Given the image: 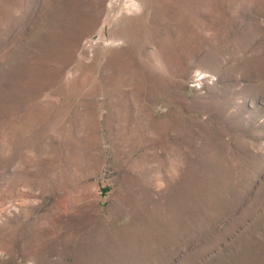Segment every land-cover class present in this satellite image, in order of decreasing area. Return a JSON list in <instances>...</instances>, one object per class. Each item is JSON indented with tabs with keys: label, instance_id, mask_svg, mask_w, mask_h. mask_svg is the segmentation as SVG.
Here are the masks:
<instances>
[{
	"label": "rangeland",
	"instance_id": "1",
	"mask_svg": "<svg viewBox=\"0 0 264 264\" xmlns=\"http://www.w3.org/2000/svg\"><path fill=\"white\" fill-rule=\"evenodd\" d=\"M0 264H264V0H0Z\"/></svg>",
	"mask_w": 264,
	"mask_h": 264
}]
</instances>
